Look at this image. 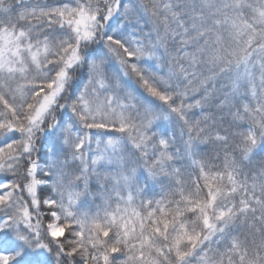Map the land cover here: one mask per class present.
I'll return each instance as SVG.
<instances>
[{"label": "snow or ice", "instance_id": "1", "mask_svg": "<svg viewBox=\"0 0 264 264\" xmlns=\"http://www.w3.org/2000/svg\"><path fill=\"white\" fill-rule=\"evenodd\" d=\"M0 264H264V0H0Z\"/></svg>", "mask_w": 264, "mask_h": 264}]
</instances>
